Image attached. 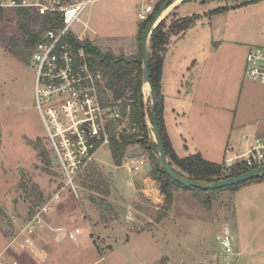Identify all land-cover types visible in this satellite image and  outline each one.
<instances>
[{
  "label": "rangeland",
  "instance_id": "rangeland-1",
  "mask_svg": "<svg viewBox=\"0 0 264 264\" xmlns=\"http://www.w3.org/2000/svg\"><path fill=\"white\" fill-rule=\"evenodd\" d=\"M142 1L149 0H93L81 17L88 26L86 35L90 37L94 33L101 50L136 56L139 40L137 34L132 42V32L140 24L136 23V17ZM183 1L177 10L179 17L195 13L200 14L197 25L200 21L205 22V29L198 37L189 34L190 41L186 38L187 47L178 62L190 66L185 71L186 81L192 78L200 83L195 89L198 108L197 104L194 105L186 116V123L194 128L192 139L186 137V143L190 153L201 151L203 156H209L204 151L215 136L213 129L222 126L227 129L231 124L230 114L223 113L226 111H223L221 98L233 90L234 98H240L242 107L248 97V86H261L244 72L248 48L258 45L245 48L230 40L220 41L217 26L213 24L221 21L222 16L212 17L207 13L204 17V11L211 6L236 8L244 5L242 0H205V4ZM177 4L169 6L157 23L165 19L166 26L171 25L176 20L174 9ZM16 19L15 8H3L0 19V253L9 260L15 258L19 264H89L96 258L100 259L95 264H206L205 261L211 262L213 256L219 264H233L235 257L226 260L219 236L225 226L232 235L234 233L231 215L234 204L241 210L244 227L264 226V213L253 215L257 213L253 209L255 202L259 201L256 199L264 195V185L245 190L242 188L244 184L232 190L217 191L209 195L207 203L203 202L207 199L205 194L173 186L172 203L165 209L158 181L155 180L153 188H157L159 194L153 191L160 196L154 201L139 192L134 194L130 186L131 181L149 168V161L137 174H132L125 167L115 165L109 147L102 146L95 152L102 168L96 162L95 165L109 183L108 195L90 190L82 176L77 179L76 193H73L63 184L48 148L43 123L35 109L34 71L29 61L24 63L5 49V41L10 36H19ZM82 30V24L72 26L76 34ZM109 30L120 35L115 39L119 46L103 47L107 41L103 36ZM208 36H213L219 43H210L212 52L217 51L203 60L200 49ZM192 59H195L194 64H191ZM204 83L209 84L204 86ZM183 86L185 92L192 91L188 83L184 82ZM143 92L149 109L150 96L145 85ZM241 107L236 114L238 124L243 121ZM146 123L149 125V119ZM239 138L232 147L243 153L245 143ZM142 150L146 152L144 148ZM41 151L48 155H39ZM228 156L231 152L226 153L225 157ZM237 191L239 193L234 197ZM56 195L58 199L54 198ZM47 202H50L51 210L43 217L41 226L36 227L31 235L23 232L36 209ZM62 231H74L75 239L63 236ZM25 235L30 241L20 247ZM258 239L259 234L254 237V240ZM41 250L48 255L44 261L38 259Z\"/></svg>",
  "mask_w": 264,
  "mask_h": 264
},
{
  "label": "built area",
  "instance_id": "built-area-1",
  "mask_svg": "<svg viewBox=\"0 0 264 264\" xmlns=\"http://www.w3.org/2000/svg\"><path fill=\"white\" fill-rule=\"evenodd\" d=\"M93 0H0V8H28L39 14L56 13L58 22L47 28L42 38L34 45L29 66L34 71V100L43 123L48 148L63 184L76 193V181L82 171L94 160V154L102 146H109L111 139H118L122 133L138 132V125L132 120L134 106L128 97L114 99L105 85L103 73L92 67L91 54L76 42L86 40L82 33L72 31L74 24L82 21V13ZM163 0L143 2L137 9V18L147 20L155 7ZM245 74L264 84V47H249L245 54ZM108 95L105 103L102 94ZM142 95L146 98L144 92ZM148 125V124H147ZM150 135L152 134L148 125ZM245 151L225 158L221 165L224 175L232 173L236 165L248 170L264 165V131L259 134H245ZM231 147L225 153L231 152ZM146 157H124L127 169L136 173ZM58 199L56 195L54 197ZM51 210L50 202L38 207L22 230L31 235L43 223V217ZM63 236L74 239L72 231H62ZM30 238L25 235L20 247ZM223 255L228 258L234 253L233 235L225 226L219 236ZM18 244V243H17ZM39 260H45L44 250ZM0 264H19L15 258L7 259L0 253Z\"/></svg>",
  "mask_w": 264,
  "mask_h": 264
},
{
  "label": "crops",
  "instance_id": "crops-1",
  "mask_svg": "<svg viewBox=\"0 0 264 264\" xmlns=\"http://www.w3.org/2000/svg\"><path fill=\"white\" fill-rule=\"evenodd\" d=\"M193 1H199L201 4L206 3L205 0H193ZM177 2L180 3L177 4ZM184 2L185 1L183 0H176L171 5V6H175L174 4H177L174 9L176 13V19L182 18L178 16L177 10L179 6ZM140 3H143V1ZM137 4L138 2L135 3V6ZM221 6H228V5L211 6V8H208L207 10L204 11V17H206L207 13L211 14L212 17L222 16L220 17L221 18L220 19L221 21H219L220 23L216 22L213 24L214 26H217V31H218L217 39H220L221 37L220 41L224 42L230 40L231 43L238 45L241 44L245 48L247 45L249 46L251 44L258 46L261 45L262 47L264 46V0H256L236 8H234L233 6H228V9L224 11L217 13H210L211 10ZM237 10H239L238 13H235ZM196 15L198 16L197 19L188 29H186L184 32L180 34L172 35L170 37L169 43L166 46V50L163 54L161 75L159 80L160 98H161L160 112H161L163 127L173 152L175 153L176 156L180 158L193 154L190 153L191 150L189 149L186 143V137H190L192 139L194 135L193 133L194 128L192 125L189 126L186 123L187 122L186 116H187V112L190 109H192L194 105L197 104L195 103V98H196L195 89H197V86L200 83L199 81L197 83L192 78H190V81H186V79H184L185 73L190 69V66H188V64L185 63L180 64L178 62L182 56L183 49L187 47L185 44H186V38H188V40L190 39L189 34H192L193 37L194 36L198 37V35L201 34L200 32L205 29V22L200 21V24L197 25L200 14H196ZM138 22L141 21H139L137 18L136 23L138 24ZM138 27L139 26L137 25L136 29L134 30V33L132 32V39H133L132 42H134L135 37L138 34ZM86 29L83 28L81 32L86 38V40L91 41L93 44L95 43L96 46L99 47V44L95 42L96 40H98V37L95 36L94 33H92L94 37L93 35L88 37L85 33ZM212 30L213 27H211V32ZM107 32L109 33L103 36L104 41L107 40L104 43L103 47H106L108 45H109L108 47L111 46V48L112 47L114 48V46L115 47L119 46V44L115 42V39H118L120 35H118V33L114 32L113 30L112 31L109 30ZM201 36L202 35H200L199 38H201ZM208 37L209 39L205 38V41L201 46V49L199 48L200 51L203 52V57H202L203 60H207L210 56L214 55L212 53H216L217 51L214 50L212 52L210 48L211 46L210 43L213 42L219 43L218 40H214L213 36H208ZM194 60L195 59H192L191 64H194L195 62ZM200 69L201 68L199 67L198 71ZM211 69L213 70V67ZM184 82L190 85V90H192L190 93L185 92L183 90ZM258 83L261 85L259 88H254L250 85L248 86L249 88L247 90L248 97L244 99L242 107L240 106V98H237V100L234 98L233 90L230 91V93L228 92L225 97L221 98L220 103L222 105L223 111L227 112V113L226 112L223 113L226 115L230 114L231 124L227 129L226 127L223 126L222 128L217 127V129H213L214 130L213 133H215V136H213V138L210 141L208 140L209 141L208 145H210V147L207 146L205 148V151L203 150L209 156H205V155L203 156V153L201 151H198L196 153H199L204 159L208 161L220 164L225 158L231 157L235 153L242 154L239 153L238 150L235 151L232 147V143L236 140V138L240 137L239 139L243 140L245 143L244 140L245 134H249V135H252L254 133L259 134L264 131V84L260 82ZM208 84L209 83H204V86ZM202 94L204 93L202 92ZM240 107H241V114L243 121L239 122L240 124H238L236 123V114L240 109ZM197 108H198V104H197ZM238 131L241 134H239ZM150 139L153 141L151 135H150ZM228 146H230L232 149L231 156L225 157L226 156L225 147ZM142 148L143 147L138 144L130 145L127 147L124 153V157L127 156L138 157L140 155H144V156L147 155L148 158L145 160L144 164L147 161H149L150 163L149 168L144 173H142L134 181L130 182V186L133 188L134 194L135 192H139V194H142L144 198L147 199L153 198L151 199V201L159 200L160 195H156L155 192L153 191L156 190L158 192L157 188H153L155 179L151 175V171L155 163L154 159L157 158V155L152 150L150 151V154L147 151L144 152ZM93 162L100 164V167L98 165L97 166L99 168H102V165L96 159L95 154H94ZM121 166L125 167L127 172L132 173L127 169V166L123 162H121ZM139 170L136 173H132V174H137ZM262 185H264L263 180L257 181L255 183L250 182L244 185L242 188L245 190H250L256 187H260ZM174 193H176L175 190ZM238 193H239L238 191L235 192L234 197ZM250 199L253 200L254 198H250ZM256 200L259 201L255 202L253 209H255L254 212L257 213L253 215H257L258 213L260 214L264 213V195H260V198H257ZM260 200L262 203L260 202ZM231 215L233 218L232 229L234 231L233 233L234 253L231 255L235 257L233 264H264V237H263L264 226L255 225L254 227H249V226L244 227L242 225L243 221L241 220V217L243 215L241 214V210H239V208L235 204L233 205V211L231 212ZM256 233L259 234L258 240H254V237H258V234L255 235ZM44 254L46 259L48 255L45 250H44ZM231 256L226 258V260H230ZM214 258L215 256H213L211 262L205 261V263L219 264L217 263V260H214ZM99 259L100 258H96V260L90 262L89 264H95L97 261H99Z\"/></svg>",
  "mask_w": 264,
  "mask_h": 264
},
{
  "label": "trees",
  "instance_id": "trees-1",
  "mask_svg": "<svg viewBox=\"0 0 264 264\" xmlns=\"http://www.w3.org/2000/svg\"><path fill=\"white\" fill-rule=\"evenodd\" d=\"M164 1V0H163ZM161 1V2H163ZM256 0H242L241 4L253 2ZM158 3L155 7L161 4ZM228 9V6H221L210 11V13H217ZM16 10V24L19 29V36L12 35L5 41V49L22 62L30 60L31 51L34 45L42 38L45 30L52 26L53 23L60 21L56 13L39 14L37 11L28 8H15ZM152 16V15H151ZM151 16L141 21L138 30L139 49L136 56H124L122 54L116 55L110 50H101L91 41L84 40L77 44L83 45L88 53L91 54V65L93 68L100 70L105 76V85L109 93L114 99H119L123 96L131 100L134 109L131 113L132 120L138 125V132L134 134L122 133L118 139H111L109 142V149L112 161L115 165H121L122 158L128 146L138 144L142 146L147 152L152 150L156 155V147L154 142L150 139V130L145 121L142 105V73H141V53H140V34L145 25L150 20ZM3 17V9L0 8V19ZM196 14L178 18L166 26L165 19L158 22L152 30L149 39V70L152 86L157 96L156 118L157 125L160 131L162 143L166 155L170 161L171 166L180 174L190 179H199L204 181H217L222 178L234 176L247 171L240 165H236L228 176L224 175L223 166L204 159L199 153L190 154L185 157H178L173 152L170 143L166 137L165 130L161 118V98H160V75L163 54L166 46L169 43L172 35H177L188 29L197 19ZM102 97L105 103L108 102V95L103 92ZM44 152H39V155L44 156ZM46 156L48 154H45ZM151 171L153 178L159 182V191L164 197V208L168 209L172 203L173 193L172 187H180L194 192L203 193L206 198L203 202H208L209 195L221 190H232L241 185L250 182H257L264 179V175L240 184L227 186L215 190H201L193 187H184L174 181L161 169L157 158ZM90 188V190L102 195H108L109 183L107 179H103L101 171L94 162L90 163L79 175ZM81 177V178H82ZM79 178V177H78ZM85 185V184H84ZM85 185V186H86Z\"/></svg>",
  "mask_w": 264,
  "mask_h": 264
},
{
  "label": "water",
  "instance_id": "water-1",
  "mask_svg": "<svg viewBox=\"0 0 264 264\" xmlns=\"http://www.w3.org/2000/svg\"><path fill=\"white\" fill-rule=\"evenodd\" d=\"M176 0H164L161 4L157 7L153 15L151 16L148 23L143 28L140 34V53H141V73H142V91L145 84L148 85L149 96H150V106L147 109V99L142 98V105H143V112L145 116V121L149 119V125L152 132L153 142L156 147L157 151V160L161 169L169 176V178L184 186V187H193L198 188L201 190H215L224 188L231 185L240 184L264 175V165L252 168L247 170L243 173L229 176L226 178H222L217 181H204L199 179H190L183 175H180L170 164V161L166 155L160 131L157 125V118H156V107H157V96L152 86V82L150 79V70H149V47H148V39L158 24L157 21L160 18L161 14L171 6Z\"/></svg>",
  "mask_w": 264,
  "mask_h": 264
},
{
  "label": "bare ground",
  "instance_id": "bare-ground-1",
  "mask_svg": "<svg viewBox=\"0 0 264 264\" xmlns=\"http://www.w3.org/2000/svg\"><path fill=\"white\" fill-rule=\"evenodd\" d=\"M165 11H167V9H166ZM165 11L161 14V16H163V14L165 13ZM161 16H160V17H161ZM145 87L148 88V85L145 84Z\"/></svg>",
  "mask_w": 264,
  "mask_h": 264
}]
</instances>
